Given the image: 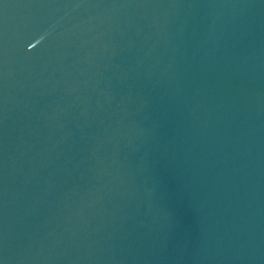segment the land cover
<instances>
[{"label": "water", "instance_id": "water-1", "mask_svg": "<svg viewBox=\"0 0 264 264\" xmlns=\"http://www.w3.org/2000/svg\"><path fill=\"white\" fill-rule=\"evenodd\" d=\"M0 264H264V0H0Z\"/></svg>", "mask_w": 264, "mask_h": 264}]
</instances>
